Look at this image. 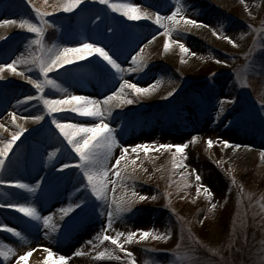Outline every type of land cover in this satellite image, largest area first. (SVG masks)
<instances>
[{"label": "rangeland", "instance_id": "obj_1", "mask_svg": "<svg viewBox=\"0 0 264 264\" xmlns=\"http://www.w3.org/2000/svg\"><path fill=\"white\" fill-rule=\"evenodd\" d=\"M33 2L43 6V0ZM54 2L59 0H48V5ZM128 2L152 12L159 11L162 16L169 15L179 5L184 15L201 22L204 15L210 16L213 24L208 31H204L200 28L202 24L186 26L181 23L179 29L173 32L172 38L181 40L187 47L201 45L198 55L192 57V53L189 56L181 53L178 45H172L167 52L163 50L165 36L161 25L147 19L130 20L98 0H83L82 5L72 12L59 11L50 17L57 27L48 28L46 39L49 43L52 40L58 43L83 42L87 38L97 40L101 38L104 26L108 25L115 32L106 42L110 47H115L120 62L126 68L134 67L132 55L144 48L141 55L146 61L145 65L137 71L122 73L123 79L142 86L161 81L151 95L141 96L131 105L113 107L111 115L105 118L115 128L121 144H150L147 153L143 149L132 153L133 156L138 155L136 164L141 167H135L129 161L130 168L135 167V170L125 173L128 178L117 184L114 193L119 198L121 195L129 196L134 190L146 198L140 200L137 196L129 211L114 217L109 234L114 235L116 230L127 232L138 228L171 232L167 240L152 239L150 236L144 241L134 239L131 243H125L123 246L134 254L137 264H145L146 261L148 264H173L178 244L184 246L182 251L195 249L199 264H262L264 0ZM44 10H50V7ZM95 15L103 18L98 22L99 28L89 23L90 18L95 20ZM22 16L38 21L27 0H0V20L19 19ZM162 23L166 26L170 24L168 21ZM32 35L16 24L0 25V36L4 37L0 39V63L10 62L18 53L25 52V43ZM153 35L156 40L148 43ZM224 36L231 37L236 44L225 40ZM112 71L89 57L51 73L67 91L47 88L46 93L102 99L119 87L120 77L113 76ZM25 74L34 78L38 75L31 68ZM92 86L94 89L85 91V88ZM173 87L177 91L166 96ZM24 95L35 97L33 86L22 76L6 70L3 78H0V122L15 128L10 124V113L14 111L21 118L17 122L27 130L13 144L6 167L0 171V178L24 179L32 183L43 177L42 190L29 195L28 199L35 200L42 214L52 213L61 227L56 232H50L42 222L32 221L16 209L3 207L5 203L17 201L14 193L22 190L0 185V223L17 227L27 237L26 242L21 241L6 229H0V241L16 248V253L9 260L0 258V264H15L16 256L29 247L36 248V252L29 257L28 264H40L46 253L43 247L38 246L51 247L54 252L70 257L68 264H129L126 254L120 252L116 245L110 241L100 243L96 240V234L106 226V215L99 214L102 202L96 201L88 189L79 187L82 175L78 167L58 170L60 163L77 157L46 112L43 113L45 119L40 122L22 119L24 116L41 114L43 110L42 103L36 99L17 104ZM223 97L233 99L224 103L221 112ZM52 115L74 123L95 122L94 118L72 112L71 109H63ZM8 135L3 132L0 139ZM193 136L197 137L195 142H192ZM208 137L215 141L212 146L207 144ZM224 139L231 141V144L224 146ZM177 143H187V147L183 153H176L175 159L181 166L173 167L176 149L158 148L157 145ZM237 144L239 148L235 147ZM52 148H59L61 152L55 158L48 159L47 153ZM119 154L120 145H116L113 156ZM113 162L109 161V167ZM185 170L186 176H181ZM197 173L200 181L195 180ZM239 175L249 178H244V182ZM110 179L119 181V177ZM185 179L188 184L177 191ZM198 184L208 186L214 193L212 202L217 203V208L209 216H205V213L210 202L202 189L197 196ZM160 185L163 187L161 195H157ZM112 195L110 191V199ZM81 199L86 201L85 206L73 209L60 219L61 207L69 203L78 204ZM226 204L231 208L226 219V233L221 236L220 226L224 220L221 215ZM201 219L203 223L199 222ZM174 222L176 225L173 226ZM89 240L92 244L87 243ZM105 248L124 259L118 260L110 255L97 258L95 252ZM78 249L84 254L73 255Z\"/></svg>", "mask_w": 264, "mask_h": 264}, {"label": "snow or ice", "instance_id": "obj_2", "mask_svg": "<svg viewBox=\"0 0 264 264\" xmlns=\"http://www.w3.org/2000/svg\"><path fill=\"white\" fill-rule=\"evenodd\" d=\"M28 4L32 6V10L38 17V21L22 16L19 19L11 20H0V25L4 24H16L20 29L27 30L29 33L33 34L32 37L25 43V52H21L10 62L0 63V78H3L5 71H10L14 75L22 76L25 80L29 81L35 90V97L30 95H24L22 101L18 100L17 104L22 102L31 101L36 99L40 101L43 105V110L41 114L24 116L22 119L24 121L31 120L33 122H40L45 119L44 112L52 117L51 123L55 126V129L59 131L63 139L70 146L71 151L77 157L67 163H60L58 170H64L71 166L78 167L82 175V181L79 184L81 189H88L90 194L96 201L102 202L100 204V215H106V226L101 229L100 232L96 234V240L100 243L103 241H110L113 245L119 248L120 252L126 254L129 264H137L134 254L123 245L125 243H131L134 239L136 241H144L151 236L152 239H165L167 240L171 235V232H156L152 229H136L135 231H119L116 230L114 235L109 234L108 230L112 229L114 217L120 216L122 213L129 211L133 200L138 196L140 200H144L145 195L136 193L134 190L131 191L129 196L121 195L119 198L115 196V190L118 183H121L128 177L125 175L128 171H134L135 167H141V165L136 164L137 156H133L132 153H137L139 149H143L145 153L148 152L150 144L140 143V144H121L118 139L115 128L110 122L106 121V117L111 115V109L113 107H121L123 105H131L136 102L141 96L151 95L156 91V87L159 86V80L154 81L152 84H147L142 86L139 83H134L129 79H123L122 73L124 72H134L142 68L146 61L141 53L144 48L141 47L140 51H137L132 55L131 60L134 65L125 67L119 60L117 51L115 47H110L106 42L110 38V35L115 32L113 27L108 25L104 26V30L100 33L101 38L93 40L87 38L83 42L76 43H58L56 40H52L51 43L46 39V33L48 28L57 27L50 17L53 13L63 11L72 12L82 5L83 0H59V2H54L52 5H48V0H43V6H37L33 0H27ZM100 4L106 5L109 9L114 12L121 13L124 17L130 20H152L157 25H161L164 28L165 39L163 41V50L165 52L170 50L172 45H178L181 53H188L190 49L181 41L173 39V32L177 31L183 25H194L200 26L201 21L192 19L184 15L182 8L178 5L175 7L171 13L167 16H162L159 11L152 12L147 8H141L139 4L128 2V0H98ZM50 10H44L49 8ZM103 18L99 15H95V20L89 19V23H92L94 27L99 28L98 22ZM162 21L170 22L169 25H164ZM215 31V30H214ZM217 35H219L217 33ZM4 37L0 36V39ZM225 40H230L234 45L235 40L231 37L224 36ZM156 40V36L153 35L148 43ZM195 56L196 53L192 52ZM247 55V54H245ZM91 57L93 60L98 61V64H103L110 67L113 76L120 77L119 87L110 92L109 95L103 96L102 99L95 96H84L77 94H69L64 96H53L46 93L47 88L52 89H63L61 83L54 78L51 73H54L58 69H62L63 66L81 61L87 60ZM183 61V57H182ZM220 63H226V61H218ZM23 66V67H22ZM35 69L37 76L34 78L30 74H25L27 71ZM171 82V81H169ZM125 89L128 91L126 92ZM177 89L173 87L171 91L166 93V96H171L175 93ZM231 97L221 98L220 111L224 110V103L232 101ZM63 109H71L72 112L80 113L84 116L94 118L95 122L91 123H74L69 119L64 117H57L52 115L53 113H59ZM219 115V113H217ZM10 124L14 125L15 128L10 127L9 124L0 122V135L3 132L9 133L8 136L0 139V171H3L6 167L7 158L9 157V152L12 149L13 144L17 139L27 130L23 124L18 123V118L16 112H11ZM219 140V138H217ZM197 140L196 136L192 137V142ZM155 143V142H152ZM215 141L211 137L207 138V144L212 146ZM224 146H229L231 141L224 139L222 140ZM116 145H120V154L118 156H113V150ZM158 148L172 149L175 148L176 152L173 153V167H180L175 159L176 153H183L184 149L187 147V143H177V144H162L157 145ZM239 148L240 145H236ZM131 149V152H129ZM61 152L59 148H52L48 151V159H53ZM264 155V153H261ZM114 160L109 167V161ZM129 161L131 165L135 166L130 168ZM219 163V161H218ZM147 171V169H144ZM193 171H196L193 169ZM187 170L182 172L181 176H186ZM110 177H119V181L110 179ZM43 177L36 179L34 182L29 183L24 179L15 178H0V185H7L10 187H15L22 190L20 193H14L17 195L18 199L15 202L5 203L2 206L7 208H13L18 210L20 213L24 214L25 217L30 218L32 221L42 222L43 226L50 232H56L60 229L61 225L53 218L52 213L42 214L40 208L38 207L35 200H29L28 196L37 193L38 190H42ZM196 181H200L201 177L197 173L195 176ZM233 182H235V177H233ZM188 184L187 179H185L184 184L178 186L177 191L180 187H184ZM111 185V188L109 187ZM243 187V186H241ZM201 189L210 202L208 210L205 216H209L214 213L217 208V203L212 202L214 193L208 186L197 185L196 194L200 195ZM113 195L111 199L109 198V192ZM86 205V201L81 199L79 203H69L65 207H61L59 212L62 214L60 219H63L68 213L73 212V209L80 208ZM174 211V210H173ZM203 223V219L199 221ZM0 229H6L8 232L14 234L15 237L19 238L21 241H27V237L24 235L22 230L17 227H11L7 223H0ZM139 234V235H138ZM125 239L122 240L121 238ZM87 243L92 244L89 240ZM43 247L44 255L42 262L40 264H68L70 257L62 255L53 251V248L47 246ZM184 246L182 244L177 245L176 253L174 256L173 264H199L196 258V250H183ZM36 252V248L29 247L22 254L16 256L15 264H28L29 257L32 253ZM16 253V248L11 244H5L0 241V258L4 260H9V257ZM83 255L79 249L73 255ZM106 255L114 256L115 259L122 260L124 257L115 255V252L111 249H103L95 252L97 258H103ZM145 264H148L146 261ZM264 264V262H262Z\"/></svg>", "mask_w": 264, "mask_h": 264}, {"label": "bare ground", "instance_id": "obj_3", "mask_svg": "<svg viewBox=\"0 0 264 264\" xmlns=\"http://www.w3.org/2000/svg\"><path fill=\"white\" fill-rule=\"evenodd\" d=\"M202 19L204 20L203 22H202V25L203 26H201L200 28L201 29H203L204 31H208L209 29H210V27L212 26V24H213V19H211V17L210 16H203L202 17ZM197 34L198 35H200V36H202L201 34H199L198 32H197ZM200 46L201 45H199V44H193L192 46H190V47H188L189 49H190V51L187 53L188 54V56L190 55V53H192V52H195L196 53V55L195 56H193L192 54H191V56L192 57H196L197 55H198V53H199V51H200ZM20 53H18L17 55H19ZM16 55V56H17ZM114 78V77H113ZM112 78V81H114V79ZM94 86H92V87H87V88H85V91H90V89L92 88V89H94L93 88ZM35 254V252L33 253V255Z\"/></svg>", "mask_w": 264, "mask_h": 264}, {"label": "trees", "instance_id": "obj_4", "mask_svg": "<svg viewBox=\"0 0 264 264\" xmlns=\"http://www.w3.org/2000/svg\"><path fill=\"white\" fill-rule=\"evenodd\" d=\"M239 177H240V179H243V181L245 182V179L244 178H249L247 175H239ZM161 188H163L161 185L159 186V189H160V192H158V194L157 195H161ZM231 191V190H230ZM232 195V193H230V195L229 196H231ZM230 206L228 205V204H226L225 205V207L223 208V211H222V215H221V217H222V219L224 218V220L222 221V224H221V226H220V228H221V236H222V233L224 234V233H226V226H225V224H226V219L228 218V216H229V212H230ZM171 222H173V221H171ZM174 225H176L175 224V222L173 223V226ZM225 227V228H224ZM220 236V237H221ZM221 240H223L224 241V239H223V237H221Z\"/></svg>", "mask_w": 264, "mask_h": 264}]
</instances>
